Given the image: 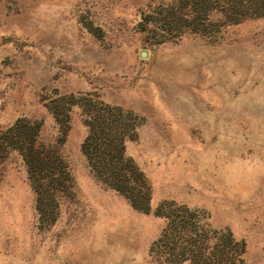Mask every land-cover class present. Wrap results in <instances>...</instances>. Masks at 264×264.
<instances>
[{"label":"rangeland","instance_id":"obj_1","mask_svg":"<svg viewBox=\"0 0 264 264\" xmlns=\"http://www.w3.org/2000/svg\"><path fill=\"white\" fill-rule=\"evenodd\" d=\"M169 1L0 0V129L43 122L42 141L58 146L73 179L47 225L22 160L0 164V264H160L150 249L165 202L200 210L245 242L243 264H264V16L216 40L156 43L143 21ZM72 96L138 116L127 155L151 185L152 212L90 172L81 109L59 116L66 132L49 110Z\"/></svg>","mask_w":264,"mask_h":264},{"label":"trees","instance_id":"obj_2","mask_svg":"<svg viewBox=\"0 0 264 264\" xmlns=\"http://www.w3.org/2000/svg\"><path fill=\"white\" fill-rule=\"evenodd\" d=\"M263 16L264 0H170L145 15L143 31L152 25L158 37L156 43L180 38L186 33L216 40L226 26ZM61 104L62 110L59 106L49 110L65 132L59 116L77 106L85 117L87 134L81 151L93 176L124 196L133 208L152 212L151 185L134 159L127 155V142L136 138L138 116L93 98L72 96L69 102ZM42 128L43 122L19 118L0 129V164L13 155L22 160L35 194L40 221L50 225L59 216L62 200L72 192L73 179L58 146L42 141ZM154 214L166 221L150 249L154 261L160 264H243L245 242L235 239L230 230L210 228L200 210L165 202Z\"/></svg>","mask_w":264,"mask_h":264},{"label":"water","instance_id":"obj_3","mask_svg":"<svg viewBox=\"0 0 264 264\" xmlns=\"http://www.w3.org/2000/svg\"><path fill=\"white\" fill-rule=\"evenodd\" d=\"M142 56H143V57H145V56H146V54H145V53H143V54H142Z\"/></svg>","mask_w":264,"mask_h":264}]
</instances>
